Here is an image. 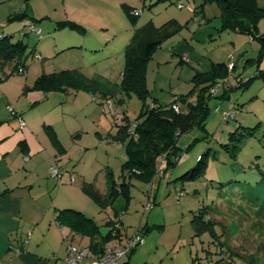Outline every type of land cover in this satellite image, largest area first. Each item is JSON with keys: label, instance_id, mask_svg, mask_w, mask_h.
Wrapping results in <instances>:
<instances>
[{"label": "rangeland", "instance_id": "374dc122", "mask_svg": "<svg viewBox=\"0 0 264 264\" xmlns=\"http://www.w3.org/2000/svg\"><path fill=\"white\" fill-rule=\"evenodd\" d=\"M204 2L14 0L13 8L8 3L0 4V33L13 36L12 43L21 40L26 43L25 56L35 49L28 58L26 73L10 75L14 63L5 66L6 76L0 80V89L9 93L12 105L6 109L11 115L10 108L32 104L34 94L46 93L35 89L37 78L44 73L78 72L116 88L113 98L104 100L98 91L95 100L92 90L65 86L53 92L49 103L40 107L43 110L27 118L36 134L43 131L49 139L52 136L44 121L54 125L62 145L51 143L55 151V165L51 169L68 167L59 181L64 178L69 185L76 186L77 192L71 194L72 203L93 217L102 234L109 232V222H120L121 237L110 238L109 245L120 242L126 245L129 238L144 229L143 242L130 264H209L228 256L221 252L209 232L195 236L191 222L194 214L204 208L211 209L210 216L218 222L216 230L220 236L223 229L222 238L236 256L234 264H264V57L258 59L262 48L256 37L224 25L223 9L218 2ZM202 3V14L188 10L201 7ZM257 3L264 7V0ZM126 7L142 12L136 25L128 18ZM11 9H16L17 14L28 10L35 19L29 21L41 29L42 39L29 32L28 27L27 35L22 37L20 30L28 21H9L6 15ZM149 22L158 28L163 41L147 64L146 85L151 94L147 106L156 98L161 104H169L176 97L188 94L194 88L195 75L205 70L198 61L199 55L208 64L234 62L237 67L229 80L236 89L231 92L230 102L222 104L220 99L211 100L208 133L195 130L181 137L183 147L199 138L182 163L170 168L165 177L157 175L152 184L133 179L127 200L121 191L113 196L110 191L111 183L123 182L127 141L113 143L111 137L117 136L125 115L134 122L144 108L136 93L122 94L119 86L125 67V50L136 29ZM69 23L82 28H71ZM256 35H264V19L258 22ZM185 44L193 52L181 57L178 48ZM236 78L239 81L243 78L242 84L247 79L250 81L239 88ZM109 100L113 104L111 108ZM102 106L106 107L105 111ZM219 106L222 110L235 107L238 117L234 124L247 128L241 130L244 134L233 142L237 146L235 157L216 138L225 134L218 132L221 121L216 107ZM208 150L210 157L205 174L194 180L182 179ZM72 177L76 178L75 182ZM84 181L94 184L103 195V202L83 190ZM145 226L151 227L150 230ZM72 244L67 245L75 248L79 245L78 242Z\"/></svg>", "mask_w": 264, "mask_h": 264}, {"label": "trees", "instance_id": "16d2710c", "mask_svg": "<svg viewBox=\"0 0 264 264\" xmlns=\"http://www.w3.org/2000/svg\"><path fill=\"white\" fill-rule=\"evenodd\" d=\"M160 1L165 2L171 0H157V2ZM203 1H205L204 3H207V1L218 2L223 9L225 20L224 25L231 27L239 33L250 34L253 38L256 37L262 48L258 59L264 57V35H256L257 24L260 20L264 19V7L260 6L257 3V0ZM204 3H202L201 7L199 6L197 9L190 7L188 10L196 14H202L203 12L201 11ZM180 6L184 7L183 5ZM126 9L128 18L134 25H136L137 18L142 12L138 10L132 11L129 7H126ZM15 19H19L21 22L28 21V23L24 25V28L20 30L22 37L27 35V32H25L27 26L37 28L30 23L29 19H35L34 17L29 16L27 12L12 16L10 21H14ZM65 23L66 22H64L63 25H65ZM70 27L78 29L82 28V26L76 23H71ZM27 29L29 32H32L29 28ZM35 35L39 40L42 39V32H40L39 35ZM12 37L13 36L0 33V73L3 74V76L0 77V80L6 76L4 70L8 63H14V68L10 75L26 73L28 68V58L35 50H32L29 55L25 56L28 45L22 40L17 43H12ZM162 41L163 38L158 28L154 26L152 22H149L143 27L136 29L131 43L125 50V67L119 89L122 94L136 93L143 101L144 108L134 122H131L125 115L123 118L124 123L119 126L117 136L111 137V142L113 143L127 141L126 152L128 155L127 161L122 165L123 182L119 185L115 182L111 183L110 191L112 196L118 195L121 191L128 200L129 196L127 190H129V184L132 183L133 179H141L148 184H152L157 175L165 177L166 172L170 168H174L182 163L187 152L199 141V138H195L188 146L183 147V145L180 144L181 137L190 134L195 130L205 134L208 133L207 122L211 115V109L209 106L211 100L213 98L220 99L222 104L226 101L230 102L231 92L236 89L229 80V77L237 65L234 62L228 64L213 62L208 72H198L195 75L194 88L188 94L176 97V99L169 104H161L159 99L156 98L153 100L151 106H147L146 101L151 95L150 90L146 85L147 64L161 46ZM40 59L42 61V58ZM231 65L233 68H230ZM236 79H238L237 86L239 88L245 86L250 81L247 79V82L242 84L243 78H241V81H239V78ZM65 86L76 89L87 88L90 91L92 90L93 98H95V95L99 91L102 93L101 96L104 100L113 98L116 94L115 87L107 85L109 87L107 88L105 84L89 79L81 73H72V71H60L52 74L44 73L37 78L35 83V89L42 90L46 93L62 90ZM109 102L111 103V100H109L108 103ZM101 104L103 105V103ZM102 110L105 111L106 107L102 106ZM14 111L19 115L15 109ZM216 111L220 113L221 121L218 132L225 133L224 135L220 134L218 137L216 135V138L221 142V145L228 151V153H230L232 157H235L237 146L234 145L233 142L238 140V135L240 136L244 134L240 131L243 129L246 130L247 128H243L239 124H234L238 117V110L235 107L222 110L219 106L216 107ZM46 127L51 133L53 143L59 145L60 143L53 127ZM253 130L254 129L249 132L251 133L250 135L253 134ZM204 138H207V136ZM209 157L210 152L208 150L200 156L197 165L182 176V179L194 180L205 174L208 168ZM59 171L62 173L61 170ZM156 172L158 173L156 174ZM73 178L76 181V178L72 177V179ZM82 188L96 200L103 202V195L95 189L93 183L84 181ZM182 193L185 194L184 192ZM106 200L108 201V199ZM210 215L211 209L209 210L206 208L199 209L194 214L191 222L194 234L196 237H201L209 232L211 237H213L215 244L221 249V252L223 254H225V252L228 253V256L226 254V257L222 256L219 261L215 263L211 262L209 264H234L233 259H235L236 256L233 254L231 246H229L227 240L222 238L225 233L223 229L222 236L217 233L216 227L218 222ZM56 218L59 225L65 224L71 228L73 233L89 237L91 239L89 248L96 253H100L101 249L106 247L110 238L121 237V227L115 231L113 229L117 223L120 225L119 221L109 222V226L111 227L109 232L102 234L101 228L96 221L93 218L87 217L81 211L74 209L59 210ZM146 228H148V226H145V229ZM150 228L151 227L148 229L150 230ZM138 235L140 238L144 239L145 231L143 228L139 230ZM139 246L134 248L127 257L131 256Z\"/></svg>", "mask_w": 264, "mask_h": 264}, {"label": "crops", "instance_id": "0c3cea01", "mask_svg": "<svg viewBox=\"0 0 264 264\" xmlns=\"http://www.w3.org/2000/svg\"><path fill=\"white\" fill-rule=\"evenodd\" d=\"M7 3L13 8L14 0H0L4 6ZM27 13L33 17L28 10ZM16 14V9H11L6 16L10 21ZM192 50L186 44L181 45L178 54L181 57L185 53L190 55ZM199 57V63L205 68L202 73L208 72L212 63L208 64L202 56ZM44 94H34L32 104L14 108L26 124L22 130L19 118L6 109L12 105L8 91L0 89V264H61V260L63 262L68 256L67 244L78 242L77 248L91 244L89 237L73 233L65 224L59 225L56 218L63 209L78 210L93 217L72 203L71 194L77 192L76 186L69 185L64 178L60 182L52 176L51 167L55 165L52 139L43 131L36 134L28 122L27 117L43 110L54 95L53 92ZM44 124L54 129L51 122L44 121ZM59 143L62 145L60 140ZM61 170L68 172V167ZM134 254L124 258L121 264H130Z\"/></svg>", "mask_w": 264, "mask_h": 264}, {"label": "built area", "instance_id": "2783aa9c", "mask_svg": "<svg viewBox=\"0 0 264 264\" xmlns=\"http://www.w3.org/2000/svg\"><path fill=\"white\" fill-rule=\"evenodd\" d=\"M192 10V9H190ZM33 33L39 35L41 30L39 28H34L32 26H27ZM232 67V65H231ZM109 108L112 107V103H108ZM12 115L14 117H18L20 121L21 129H25L26 124L24 120L18 115L13 108H10ZM51 174L53 177L60 179L61 173L58 169L52 168ZM161 174V172H160ZM74 182L75 179L73 178ZM119 223L114 227L115 229H119ZM143 239L140 238L138 233L135 236L129 238L128 243L126 245H118V246H109L107 245L103 249H101L100 253H96L91 250L89 247L86 248H75L68 247V256L64 260V264H121L123 259L126 258L134 248L141 245Z\"/></svg>", "mask_w": 264, "mask_h": 264}, {"label": "water", "instance_id": "95a60500", "mask_svg": "<svg viewBox=\"0 0 264 264\" xmlns=\"http://www.w3.org/2000/svg\"><path fill=\"white\" fill-rule=\"evenodd\" d=\"M264 40V39H263Z\"/></svg>", "mask_w": 264, "mask_h": 264}]
</instances>
